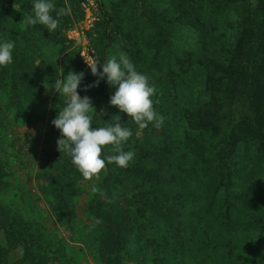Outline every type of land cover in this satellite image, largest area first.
<instances>
[{
	"label": "trees",
	"instance_id": "trees-1",
	"mask_svg": "<svg viewBox=\"0 0 264 264\" xmlns=\"http://www.w3.org/2000/svg\"><path fill=\"white\" fill-rule=\"evenodd\" d=\"M85 1L69 0V7L53 1L51 15L59 24L50 33L21 22L34 14V0H0V44L14 42L13 62L0 66V86L8 85L17 113L47 101L45 82L55 85L59 66L46 49L67 50L61 34L84 17ZM97 5L93 33H87L94 58L102 65L117 44L154 86L153 109L164 117L161 127L140 129L110 105L116 88L106 77L84 91L99 77L76 52L60 57L65 76L85 74L77 91L92 100L91 127L114 125L119 116L132 132L122 148L135 153L133 161L126 169L106 163L91 202V215L101 223V248L109 254L103 264H149V254L152 264H264V0ZM60 8L70 13L57 17ZM65 100L55 94L51 118ZM51 121V132L60 133ZM115 154L109 145L102 158ZM56 159L61 182L55 208L69 219L72 210L60 190L78 170L66 153ZM11 235L22 249L20 264L45 258L44 247L34 245L22 227ZM0 264H6L1 247Z\"/></svg>",
	"mask_w": 264,
	"mask_h": 264
},
{
	"label": "rangeland",
	"instance_id": "rangeland-1",
	"mask_svg": "<svg viewBox=\"0 0 264 264\" xmlns=\"http://www.w3.org/2000/svg\"><path fill=\"white\" fill-rule=\"evenodd\" d=\"M63 2L69 7V0ZM97 2L101 0L83 2L84 17L73 19L71 26L61 34L65 39L62 45L66 46L63 49L67 50L61 52L60 45L47 47L46 55L59 66L57 79L65 76L60 70V57L66 51L76 52L86 65V60L94 59L87 33H93L95 27V16L99 12ZM13 7L16 8V4ZM121 52L126 54L114 44L109 56L118 57ZM45 86L50 91L45 104L39 103L35 111L30 107L20 113L12 105L8 85L0 86V247L4 261L6 264L21 263L22 249L11 232L18 233L22 227L27 238L33 239L34 245L44 247L45 252L44 259L33 257L27 260L28 263L103 264L109 254L101 248V223L91 215V202L98 194L104 170L98 180L87 181L79 171L71 181L68 180L69 186H64L60 192L68 201L72 214L69 219L59 216L55 207L60 200L56 185L61 182L58 177L61 164L56 158L61 153L57 146L61 135L52 133L49 127L57 92L53 89L55 85L51 86L47 81ZM261 185L264 188V177ZM4 227L11 232H6ZM149 257V264H152L153 255L149 254Z\"/></svg>",
	"mask_w": 264,
	"mask_h": 264
},
{
	"label": "clouds",
	"instance_id": "clouds-1",
	"mask_svg": "<svg viewBox=\"0 0 264 264\" xmlns=\"http://www.w3.org/2000/svg\"><path fill=\"white\" fill-rule=\"evenodd\" d=\"M54 10L55 5L51 0H34V14L23 16L21 22L27 26L43 25L51 33L59 24V20L51 15ZM69 13L70 9L60 8L57 17ZM13 48L12 41L0 44V66L13 62ZM86 62L91 74L99 79L86 85L84 91L98 87L100 80L106 77V82L116 88L114 95L110 97V105L126 113L140 129L148 127L149 123H154L157 128L162 126L164 117L153 109L151 97L155 94L154 86L149 84L148 77L137 72L126 54L121 52L118 57L112 55L102 65L99 58ZM98 66L102 67V71H98ZM84 75V72L69 71L66 76L55 81L53 89L66 98V106L58 111L51 123L61 133V138L57 140L58 150L69 155L82 177L91 181L100 179V173L105 169L106 163H115L118 167L126 169L133 161L135 153L125 152L122 148L123 142L132 136V132L121 126L119 116L114 125L95 129L91 127L93 123L89 113L94 108L92 100L87 95L81 97L77 91ZM109 145L111 151L118 154L109 155L105 160L102 158V152Z\"/></svg>",
	"mask_w": 264,
	"mask_h": 264
}]
</instances>
